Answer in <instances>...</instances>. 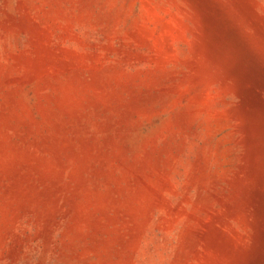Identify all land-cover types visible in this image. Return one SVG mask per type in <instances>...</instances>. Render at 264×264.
<instances>
[{
  "label": "rangeland",
  "instance_id": "374dc122",
  "mask_svg": "<svg viewBox=\"0 0 264 264\" xmlns=\"http://www.w3.org/2000/svg\"><path fill=\"white\" fill-rule=\"evenodd\" d=\"M0 264H264V0H0Z\"/></svg>",
  "mask_w": 264,
  "mask_h": 264
}]
</instances>
